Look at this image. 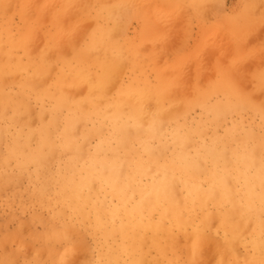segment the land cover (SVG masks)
I'll return each instance as SVG.
<instances>
[{
	"label": "rangeland",
	"instance_id": "obj_1",
	"mask_svg": "<svg viewBox=\"0 0 264 264\" xmlns=\"http://www.w3.org/2000/svg\"><path fill=\"white\" fill-rule=\"evenodd\" d=\"M92 1L4 0L0 10V29H9L13 31L15 35H17L21 31L28 30L29 27L32 31L34 29L33 22L36 21L38 22V24L35 26V31H37V33L39 34L35 33L37 36L34 35V37H36L33 38L37 41L35 40L34 42L32 41V39H30L32 42H34L33 45V43L30 41L31 47H34L31 49H33V51L36 50L35 52H37V50L39 51V48H41L44 44L45 46L47 45L50 49L51 47H53L52 49L56 48L55 50H50V54H54V57L57 53H61L67 57H71L70 54L72 53V51L71 49H69V45L72 46L76 43H79V39L76 38L78 41H76V39H72L73 34H75V37L77 35V33L73 32H78L77 37L79 36L80 38H82L84 36L82 39H80V42L86 43L90 39V32L95 30L96 28L95 23L93 24L94 21L91 22V17L89 18L90 13L91 15L92 13H94V9H92V7H94L95 3H92ZM132 1L131 2L133 5L130 4L131 2L129 3V12L123 9L121 5L122 3L112 2V0L107 3L109 4L107 10L109 12L112 11V14L110 13L112 17L108 20L111 21V23L115 22L114 25H116L114 28L116 29V31L118 30L121 32L122 27L124 29L129 28L132 37L136 29L138 31H142L143 29L144 32L138 34V36L136 37L137 40H134V43L136 44L135 47L137 48L130 50L129 58L127 56L124 57V55L122 54L126 53L125 51L122 52L116 50L115 52H113V50H98L97 56L100 59L106 57L114 60L112 58L113 55L116 57L119 53V55H123V59H127H121L117 62V65L114 68L116 69V71L113 69V72L115 73L112 75L111 78L113 82H110L111 84H109L107 93L110 95L111 98L116 97L119 89L125 88L131 83H133L137 87L136 89H134V93L142 94L143 92L145 93V95L147 93L146 98L149 97V94L151 95V98H148L149 100H145L148 101V103L146 102L147 105L145 103V112H147L146 110L148 109L149 110L147 113L153 111V109L147 107H153L154 105L151 103H157V99L154 100L152 98L154 94L160 95V97H162L160 102L162 103L163 109H170L168 111H171V109L172 111L174 110V114L177 115V119L165 123L166 126L165 131L163 132L162 145L159 142V145L156 144L151 146L154 148V153H151V157L156 158L157 160L147 162L145 159L139 158V160H141L140 163L146 166V171L143 172L141 175L139 174L137 178H134L131 182L129 188L131 198L129 196L130 202H127V206L129 208L138 204L141 198L140 193L137 189L132 190L135 189L134 183L139 184L140 186H148L151 185L154 181H160L162 183H167L169 186L172 187L171 191H174L172 185H174L175 181H168L166 179V175L159 172L156 169L155 165H162L166 159L170 157H176L178 148L176 147V145L173 144L171 138V134L173 132L172 125H174L175 121H181L178 125L183 128H181V134H191L190 141L184 144L182 147L185 149V151L189 153H194L195 149L198 150V148L193 147V145L197 147L204 144L208 145L212 143L210 142V140L213 141L218 137H225L227 130L229 129V127H231L232 124L238 125L239 128L236 130L233 137L227 138V141L217 144L218 147L222 146V148L226 149L225 162L223 164L218 163L221 169L232 168L234 159L232 161V159L229 158L228 152L230 153L236 148L240 149L244 145H246L245 147L247 148H252L255 146V143L258 138L264 137V108L261 113H257L254 110L252 111V109L250 108L243 109L242 113L240 114L234 112H229L227 114L225 113L226 116L223 122L220 123L218 127H212L213 125L209 124V127L203 129V131H198V129H194L193 131L186 130V128L196 127L197 125L203 123L206 120V114L204 113L202 105V102L204 101L202 99L205 95L210 97L209 103L216 104L224 103L228 95L243 94L242 103L253 101L263 104L264 106V0H210L204 2L205 6L203 3H201V0H198L199 2L197 0H178V11L176 13V19H174L175 17L170 18V7L168 6V3L167 5H165L164 3H154L145 0ZM11 2L13 3V6H11ZM45 2L47 4H45ZM9 3H11L10 6ZM22 4L23 6L21 7ZM135 4L137 5V7H134L136 6ZM67 5L71 8V10ZM131 6L133 7V9L130 8ZM26 9H28L27 11L29 12H27V14ZM57 11L61 14L59 13V15ZM156 11H161L162 13L159 12L158 14H155ZM14 13H16L17 16ZM55 13H57L58 15ZM75 13H77L76 18ZM79 13L81 15H79ZM203 13L204 15L209 14V19L207 16L206 19L209 20L210 24L209 33H206L204 35L202 33H197V29L200 27L202 22L201 14ZM28 14H30L31 17ZM62 15H73L74 17L72 16L70 18L68 16V18H70V20L68 19V21L66 19L67 17H63ZM221 16H224L223 18L225 19L223 20ZM49 17L53 20H50ZM55 19H59L57 21V24H60L59 31H61V27H63L64 30L62 31L64 33L65 28H68L65 34L61 32L63 38L61 35H59L60 33L58 34V37L60 36V46L58 47H56L57 45H55L56 43H58V37L56 34H51V32L49 31L43 33V31L46 30V22L52 21L56 23ZM78 19L80 20L78 21ZM65 20L67 24L65 23ZM60 21L63 25L60 23ZM70 21L71 23H69ZM158 21H161L162 23L160 22L161 24H159ZM119 22H121V24ZM74 26L77 28H75ZM93 26H95V28ZM56 29L57 28H55V30ZM85 29H87L88 31ZM71 30L73 31L70 32L73 33L71 35L72 37H70V33L67 35V33ZM169 30H171L172 33L168 35ZM177 30L179 31L180 35L178 34ZM79 31L81 33V36ZM175 31H177L176 35ZM120 32L117 33L118 36L120 35ZM47 33L52 35L54 41H49V39L46 38L45 34ZM166 34L167 37L169 36V38L171 37L170 35L178 37L171 38L176 40L169 39L170 41H167L169 43L173 41L175 44H171H173L172 46L174 47H171V44H168L170 48H167L168 45H162L163 43L161 42H163L164 40L162 39L163 41H161V38H163V36L165 38ZM64 35L67 36L65 39ZM85 35L89 37V39ZM113 36L115 37V34ZM70 38L76 43H72ZM55 40H57L56 43ZM157 40L161 41L159 44L161 46H158V44L155 43L156 46H158L159 48L161 47L160 51L158 47H153V42H156ZM177 42H179V44H177ZM214 43L215 46H218L215 47ZM145 44H149L150 47L147 45L149 47L148 48L147 46H145ZM35 45L38 46L35 47ZM142 46H145L147 49L144 48V51ZM59 47H61V52L60 49H58ZM163 47H165V51H161L164 50ZM67 49H69L70 53L67 52ZM54 51L56 52L54 53ZM63 51L64 53L67 52L69 56L66 53L64 54ZM167 51L170 55H167ZM163 52H165L166 54H164ZM161 54H163L164 58ZM19 55L23 56L22 53H19ZM222 56L224 57L222 58ZM50 58L53 59V56H51ZM158 59L162 60H160V64ZM241 60L243 64L238 63H242ZM230 63L233 66H231ZM53 66L55 67L53 68ZM53 66H51L50 68L51 72L56 71V73H58L60 66L56 64H53ZM120 67L125 71H123ZM242 68H245V70H243ZM118 69L120 70L118 71ZM164 70H167V73H165ZM67 72L68 71L66 70V73ZM121 73L123 75H121ZM118 75L119 77L115 79ZM240 78L242 80H240ZM45 80L47 81L49 79ZM114 80H118L117 83ZM39 82L35 83L38 89L46 87L50 84H48L47 82ZM77 84H75L73 88L70 87L69 89L71 90H69V92L73 97L80 98L86 94L87 90L85 89L86 86L83 83H80L78 85ZM112 84L118 85L114 86V88L117 87V89H114L112 87ZM204 84L205 86H203ZM231 84L234 85L232 86ZM80 85H84L81 87L82 90L80 89ZM173 85L175 86V88L173 87ZM179 87H181V90L179 89ZM7 91L9 94H14L17 92V88L16 86H14V84H10L7 87ZM159 91H161V93H159ZM150 99L152 102H150ZM225 103L222 105H225ZM53 104V101L49 100L44 103V106H42L40 103L38 104L35 99H33L29 106V110H25V108L23 109L0 107V203L2 202L6 194L11 195L10 193L12 191L15 192V196L13 198L14 201H12L11 205L0 206V215L7 218L6 224L0 225V239L3 240L0 245V263L52 264L53 262L54 264H107L108 259L105 255L112 256L111 254H115L117 260H119L118 264H128L133 260H142L143 264H161L160 260H162L166 264L169 258L159 257V253L155 246L156 243L150 235L145 238V241H143L141 249L139 251H136L135 253L128 256L127 253L123 254L121 251L118 252L121 245L123 244V238L119 232H117L116 234L111 233L105 235L104 233L102 234V231L93 229L94 224H92V222L93 213L95 212V209L92 211L89 207H84L85 214L84 217H81L82 219H84V221H79L80 216L75 214L71 209L62 210L59 205L56 209H51L50 207H48L47 209L33 202L31 198L29 199V193L33 190V187L35 185L34 181L35 176L37 174V170L39 171L38 175H40L39 181L43 182V189L46 194H53L57 190H59V172L64 169L65 162L62 158L59 157L61 152V146L59 147L58 145L60 144V139L63 137H65L66 139H74V146L71 147V150L67 149V152H70V154L77 155L78 160L74 161V163H77L79 169H82V171L84 172L83 169L87 168L98 171L100 172V174L104 173L106 175H113L112 171L118 170L119 174L118 171H116L117 176L115 177V179L116 181L120 179V183L125 180L127 173L128 175H131V173L134 172L136 164L135 161L138 159L136 157V154L138 153V150L141 149V147L137 145V140L134 138L132 139V141L134 142V153L136 154L131 153L132 156H126L125 159L128 161L126 164L123 163L122 159L120 158L114 160L108 159L104 163L92 164L90 162V158L95 155L96 151H94V149H96L97 146H99L100 149V156L104 155L101 159L106 157L111 158V156H113V152L117 154L116 156L123 157L125 152H131L132 150L128 144H121L115 141L111 137V131L109 130V128H107L106 126L97 125V121H76L75 123L69 125L68 122H66V112L68 109L73 108L72 100H68L67 102L62 103V106L59 108L57 114L51 115L47 112L52 109ZM80 104H85L84 106L88 105L85 100H82ZM149 104L153 106H150ZM38 110L42 111L37 113ZM11 116L14 118H12ZM45 116H47V118ZM40 127H44V129L45 127H47V141L49 142V145L47 146H43L41 143H39L40 141H38L37 138H28V130L39 132V130L41 129ZM250 127L254 128L253 134H251V130H249ZM76 128L79 131H77ZM4 136H6V139L4 138ZM25 139L29 140L30 143H25L27 142ZM22 141L25 142L19 148V150L21 149V152L19 153L20 155L10 159L7 158V151L11 148L13 143L16 142L20 144V142ZM105 141H107L110 146L109 151L106 150L105 146H101V143H105ZM32 150H35L44 158V161H42V165L39 166L40 162H37V160H29L25 165H21L19 157H27L26 154H28ZM53 158L55 159L52 160ZM132 159H134V161H132ZM21 167L23 168L21 169ZM197 168L198 173L203 175L206 168L207 170L213 168V163L210 160L207 163L205 161L203 163L198 164ZM2 169L9 171V173L13 175L12 178L9 179V181L6 183L1 179ZM163 179L165 181H163ZM100 184L102 183L100 182ZM102 186L104 188L103 191H101V189H94V187H92L87 191V194L91 197L94 202L104 203L106 208L110 209L120 207L118 197L114 194H111L108 190H105L106 188H108L109 183L103 181ZM148 188L149 186L145 189ZM11 189L13 190L11 191ZM184 192H180V190L174 191V194H176V198L179 201L187 195L186 192ZM145 201L146 202L144 203V208L148 209V207H150L153 203V196L148 195ZM121 211H125V209L121 207L119 212ZM195 211V217L202 215L200 210L197 209ZM212 211H215V209H213V205H209V212ZM10 214H13L14 218H11ZM156 216L157 214L155 215V217ZM37 217L39 219H37ZM29 219H33L32 224L28 223ZM197 220L198 219L193 218L192 223L191 221H189L190 224H187V229L190 234L192 233L191 228H193V226L198 223ZM118 221L120 224V220ZM214 223L215 222L212 223L211 227L214 226ZM64 224L65 227H62V225ZM52 226L58 228L56 230H61L62 228H68L69 230V227H73L71 231H69V233L64 237L63 240L51 242L52 249L57 253H60L57 257L53 255H48L43 250L44 243L42 237L54 231L51 229L54 228ZM214 228H217L216 223ZM16 232L18 234V238L10 239V235ZM250 233L251 228L246 227L244 231V237H249ZM158 239L159 243L163 246V248H165L166 246L168 247L171 244V240L168 238V234L166 232H161L158 235ZM195 239L196 238L194 237V235L189 238H185L184 236L180 235L178 239H176L177 258L179 262L185 259V249L187 248V246L195 244ZM209 244H211L212 246V243H207V245L202 248V250L206 249V251L204 250L206 253L205 255L202 250L198 252V255L196 257L198 264L217 263L218 255L213 250V246L211 250ZM243 250V247H241V251ZM166 254L172 256L170 251H166ZM200 254L204 256L201 257ZM223 264H229V259H226Z\"/></svg>",
	"mask_w": 264,
	"mask_h": 264
},
{
	"label": "bare ground",
	"instance_id": "obj_2",
	"mask_svg": "<svg viewBox=\"0 0 264 264\" xmlns=\"http://www.w3.org/2000/svg\"><path fill=\"white\" fill-rule=\"evenodd\" d=\"M5 1H8V0H5ZM3 2L4 0H0V10H1V6ZM132 2L130 4H132ZM204 2L205 1L203 0V2L201 3L204 4ZM11 3H9V6L11 5ZM45 4L47 3L45 2ZM130 4L128 6H130ZM11 6H13V3ZM22 6L23 4L21 5V7ZM134 7H137V5ZM130 8L133 9L132 6ZM27 10L28 9H26V14L28 12ZM159 12L162 13L161 11ZM159 12L156 11L155 14L156 13L158 14ZM108 13L112 14V11ZM76 14L77 13H75V18H76ZM104 14H107V13L105 12ZM79 15L81 14L79 13ZM68 16L69 15L67 16L65 15L63 17H67L66 19L70 20V18L73 15H70L69 16L70 18H68ZM90 16H91V13H90ZM172 17H175L174 19L177 18L176 15L174 16V13H173V16L172 15L170 16V18ZM223 17L221 16V18ZM84 18H87V17H84ZM51 19L52 18H50V20ZM96 19L97 18L95 17V20ZM224 19L225 18H223V20ZM58 20H56V23H58L57 22ZM79 20L80 19H78V21ZM71 21L69 23H71ZM160 22L161 21H158L159 24L162 23ZM65 23L67 24L66 20H65ZM102 23L105 24L104 22ZM119 23L121 24V22ZM93 27L95 28V26ZM33 30L31 31L29 27L28 30L21 31L17 35H15L13 31L9 29H0V107L23 108V109L25 108V110H29V106L33 99H35L38 102V104L40 103L42 106H44V103L46 101L52 100L54 103L53 107L49 112H47L52 115V114H57V112L59 111V108L62 106V103H65L68 100H72L73 108L68 109L66 112V122H68L69 125L75 123L76 121H80V122L97 121L96 122L97 125L106 126L107 128H109V130L111 131V137L115 141L121 144L122 143L128 144L132 150L131 152H125L123 157H118L116 156L117 154L113 152L112 154L113 156L110 155L111 158L106 157V158L101 159L104 155L100 156V151H99L100 149H99V146H97L96 149H94V151H96L95 155H93L90 158V162L92 164L104 163L108 159L114 160L118 158L122 159V162L126 164L128 161L125 159V157L132 156L131 153L136 154L134 153V144H133L134 142L132 141V139L134 138L137 140V145L141 147V149H139L138 153L136 154V157L138 159L135 161L136 164H135L134 172L131 173V175H128L127 173L125 180H123L120 183V179L118 181H116L115 179V177L117 176L116 171L118 170L112 171L113 175L111 174L106 175L104 173L100 174V172L98 171L87 169V168L83 169L84 172L82 171V169H79L77 163L76 162L74 163V161L78 160L77 155L70 154V152H67V149L71 150V147L74 146L73 145L74 139L72 138L66 139L65 137H63L60 139V144L58 145L59 147L61 146V150L59 149L61 151L59 157L62 158L65 162L64 169L59 172V179H58L59 190H57L53 194H46L43 189V182L39 181L40 175H38L39 171L37 170V174L35 176V181H34L35 185L33 187V190L29 193V199L31 198L33 202L47 209L48 207H50L51 209H56L58 205L61 207L62 210L71 209L75 214L80 216L79 221H84V219L81 218V217H84V214H85L84 207H89L92 211L95 209V212L93 213V222H92V224H94L93 229L102 231V234L104 233L105 235H108L111 233L116 234L117 232H119L122 235L123 244L121 245L122 248L120 247L118 252L121 251L123 254L127 253L128 256L135 253L136 251H139L141 249L143 241H145V238L150 235L151 238H153L156 243L155 246L159 253V257L169 258L166 264H198V261L196 259L198 252H200L202 248L207 245V243H212L213 250L218 255V261L216 264H223V262L226 259H229V264H264V137L258 138L255 143V146L252 148H247L245 147L246 145H244L240 149L236 148L232 150L230 153L228 152L229 158L232 159V161L234 159L232 168L231 169H224V168L221 169L219 167V164L220 163L223 164L226 160V156H225L226 149L222 148V146L218 147L217 144L227 141V138L233 137L236 130L239 128L238 125L232 124L231 127H229V129L227 130L225 137H218L214 139L213 141L210 140V142L212 143L208 145L204 144L199 147L193 145V147L198 148V150L195 149L194 153H189L185 151V149L182 147L184 144L190 141L191 134L190 133L181 134L180 132H181L182 127L178 126L181 121L180 120L175 121L174 125H172L173 132L171 134L172 136L171 138H172L173 144L176 145V147L178 148L176 157L174 158L170 157L166 159L162 165L156 164L155 166L159 172L166 175V179L168 181H171V182L175 181L174 185L171 184L173 186L174 191L175 190L177 191L180 190V192L185 191L187 195L183 197L182 200L179 201L176 198V194H174V191H171L172 187L169 186L167 183H162L160 181H154L151 185H148L149 186L148 189H145L148 186H140L139 184L134 183L135 189H132V190L137 189L140 193L141 198L138 204L129 208L127 206V202L129 203L130 198H131L130 190H129L131 182L134 178H137L139 174L141 175L143 172L146 171V166L140 163L141 160H139V158L145 159L147 162H150L152 160H157L156 158L151 157V153L152 152L154 153L153 151L154 148L151 146L156 145V144L159 145V142L162 145L163 132L165 131V126H166L165 123L168 121L176 120L177 115L174 114V110L172 111V109L171 111H168L170 109L164 110L162 107V103L160 102L162 97H160V95H155V94L152 96V98L154 100L157 99V103L155 104L151 103L154 106L149 104L150 106H153V107H147V108L153 109V111L147 113L149 110L148 109L146 110L147 112H145L146 105L148 103V101H145V100H147L148 98H151V95L149 94V97L147 96L148 98H146L147 93L146 95L143 92L142 94L134 93L133 91L137 87L133 83H131L125 88L120 87L121 89L118 90L116 97L111 98L110 95L107 93V89L109 88V84H111L110 82L112 81L111 80L112 75L115 73L113 72V69L116 67L117 62L109 58H105V59L98 58L97 46L94 42L95 39H94V36H92V34L91 36L93 38L90 43L82 45V46H79L78 44H76V46L78 45V47H76L75 44L73 46L69 45L68 43L70 42L71 38L69 39V42L67 44L69 45V49H71L72 51V53L70 54L71 57H67L61 53H57L56 56L54 57V54L51 55L50 52L52 50H55L56 48L52 49L53 47H51L50 49L47 45L45 46L43 43H41L43 44L42 45L43 48L41 47L42 49L38 47L39 51L37 50V52H35L36 50L33 51V49H31L34 47H31L30 44L32 41L35 42L36 39L34 40L33 38L37 36L35 34L37 33V31H33ZM36 30H37V27H36ZM62 30H64L63 27H61V32L63 33ZM66 30H68V28H65V32H67ZM72 30L69 31L67 35L70 32H73ZM177 31H175V35ZM65 32L63 34H65ZM102 32L104 33V30H102ZM62 33H60L59 35L62 36ZM73 33H77L78 35V32L74 31ZM73 33L69 34L70 37H72L71 35ZM171 33L172 31L169 30L168 35ZM58 34H56L57 37H58ZM178 34H179V31H178ZM34 35L36 36L34 37ZM45 35H46V38L49 39V41H54V38L52 37L51 34L47 33ZM77 35L75 37V34H73L72 39H76V38L79 39V44H80L81 43L80 39H82L84 36L80 38L79 36L77 37ZM64 36H65L64 37L65 39L67 36L66 35ZM80 36H81V33H80ZM170 36L171 37L169 38V36L167 37V34H166L165 36L166 41H165L164 36L163 38H161V41L164 40L166 43L164 41L161 42L160 40L153 42L154 44L153 47L161 46L159 45L160 42L163 43L162 44L163 46L165 45L167 46L168 44L174 43L173 41L171 43L167 42L169 39L176 40V39H171L172 37H174V35H170ZM59 38L60 36L58 37V43H56L57 40H55V43H56L55 45H57L56 47L60 46ZM87 38L89 39V37ZM174 38H178V37L175 36ZM30 39H32V41ZM72 39H71L72 43H76ZM77 39L76 41H78ZM34 42H32L33 45H34ZM155 43L158 44V46H156ZM177 44H179V42H177ZM147 45L150 47L149 44H145V46ZM172 45L173 44H171L170 46L174 47ZM37 46L38 45H35V47ZM145 46L144 47L142 46L143 49L146 48ZM168 46L167 48H170V46L169 47ZM214 46H215V43H214ZM160 48H159V51H160ZM58 49H60V52L62 51L61 47H59ZM69 49H67V52H69ZM154 49H157V48H154ZM163 49L164 50H161V51H165V47H163ZM166 50H170V49H166ZM55 52L56 51H54V53ZM67 52L65 53L68 55ZM19 53H22L23 56H20ZM163 53L166 54L165 52ZM50 55L53 56V59L50 58L51 57ZM161 55L164 58L163 54ZM167 55H170L169 52ZM120 56H123V55H120ZM120 56L118 58H120ZM224 56H222V58ZM160 60H159V64L161 63ZM238 63L243 64V62L242 63L238 62ZM53 64L60 66L58 73H56V71L51 72L50 68L51 66H53ZM54 67L55 66H53V68ZM66 70L68 71L67 73H66ZM114 70L116 71V69ZM119 70L120 69H118V71ZM122 70L125 71L124 69ZM167 70H164V72L167 73L166 72ZM243 70H245V68ZM122 73L121 75H123ZM118 77L119 75L115 79H117ZM45 79H49V80L46 81ZM242 79L240 78V80ZM48 81H51V82H48ZM36 82H39V83L47 82L48 84L49 83L50 84L47 85L46 87L38 89L37 86L35 85ZM77 83L78 84L83 83L86 86L85 89L87 90L86 94L80 98L73 97L69 92V90H71L69 88L70 87L73 88L75 84ZM10 84H14V86H16L17 88L16 93L14 94L8 93L7 87ZM84 85H80V89ZM174 85L173 87L175 88L176 85L175 86ZM114 86H118V85H113L112 87L114 88ZM203 86H205V84ZM180 88L181 87H179V89ZM114 89H117V87ZM159 93H161V91H159ZM242 96L243 94L242 95L240 94L239 95H228L227 99H225L226 103L224 102L225 105H222L224 103H216V104L209 103L210 97L205 95L202 99L204 100L202 102V105H203L204 113L206 114V120L203 123H200L199 125H197L196 127H189V128H186V130L193 131L194 129H198V131H201V130L203 131V129L209 127V124L213 125L212 127L214 126L218 127L220 123L223 122L227 113L234 112V113L240 114L245 108H250L252 109V111L254 110L257 113L262 112L264 108L263 104L253 102V101L242 103V98H243ZM82 100H85L88 105L84 106L85 104L84 105L80 104ZM150 102H152L151 99H150ZM23 109H19V110H23ZM40 111L42 110H38L37 113ZM45 117L47 118V116ZM40 128L41 129L39 130V132L28 130L27 131L28 138H33V139L37 138V140L40 141L39 143H41L43 146H47L49 145V142L47 141V137H48L47 132H46L48 131L46 130L47 127H45V129L44 127H40ZM249 130H251V134H253L254 128L250 127ZM5 134H6V131H5ZM4 138L6 139V136H4ZM26 141L27 142L22 141L20 142V144L14 142L11 148L7 151V158L10 159V158L19 156L20 155L19 153L21 152V149L19 150L20 146H22L24 142L30 143L29 140H26ZM101 146H105L106 150L109 151L110 146L107 141H105V143L102 142ZM26 155L27 157H19L21 165H25L27 161L29 160H33V161L37 160V162L38 161L40 162L39 166H41L42 161H44V158L39 153H37L35 150L30 151ZM54 159L55 158H53L52 160ZM209 160L213 163V168L209 170H207L206 168L203 175L199 174L197 171L198 164L203 163L205 161L207 163ZM132 161H134V159H132ZM22 168L23 167H21V169ZM81 168H84V167H81ZM118 174H119V171H118ZM12 176L13 175L9 173V171L5 169L1 170V179L5 183L8 182L9 179L12 178ZM103 181L104 182L106 181L109 183L108 188H106L105 190H108L111 194H114L118 197L120 207H115V208H110V209L106 208L104 203L94 202L91 199V197L87 194V191L91 189L92 187H94V189L95 188L101 189V191H103L104 189L102 186ZM163 181L165 180L163 179ZM100 182L102 184H100ZM12 190L13 189H11V191ZM10 194L11 195H7V194L5 195L2 202L0 203V206L2 205L7 206V205L12 204V201H14L13 198L15 196V192L12 191ZM148 195L153 196V203L151 204L150 207H148V209H145L144 203L146 202L145 200L147 199ZM50 201H52L53 203ZM209 205H213V209H215V211L209 212ZM121 207H123L125 211L119 212ZM197 209L201 211L202 215L195 217L196 216L195 210ZM156 214L157 216L155 217ZM10 217L14 218V215L10 214ZM193 218L198 219L197 220L198 223L194 225L193 228H191L192 233L190 234L187 229V224L189 223V221H191L192 223ZM37 219L39 218L37 217ZM118 220H120L121 222L120 224ZM6 222H7V218L0 215V225H4L6 224ZM32 222H33V219L28 220L29 224H32ZM54 222H57V221H54ZM213 222L216 223V227H217L216 229L214 228L215 223H214V226L211 227ZM62 227H65V224L62 225ZM246 227L251 228V233L249 237H246V236L244 237V231ZM72 228L73 227H69V230L68 228H62L61 230H56L58 228H55V227L51 228L54 231L42 237L43 243H44L43 250L45 251V253L48 255H53L57 257L58 254L60 253H57L56 251L52 249L51 242L63 240L64 237L69 233V231H71ZM161 232H166L168 234V238L171 240L170 246L168 247L166 246L165 248H163V246L159 243L158 235ZM180 235L184 236L185 238H189L194 235L196 239H195V244L191 246H187V248L185 249V255H186L185 259L179 262L177 258V245H176L177 240L176 239H178ZM11 238H18L17 232L12 233V235H10V239ZM2 242L3 240L0 239V245ZM209 246L211 247V250H212L211 244H209ZM210 247H209V252H210ZM241 247H243L244 249L243 251H241ZM204 250L206 251V249ZM204 250H202V252L205 255L206 253ZM166 251H170L172 256H169L168 254H166ZM111 255L112 256L105 255L108 259L107 264H118L119 260H117V257L115 256V254H111ZM204 255H201V257H203ZM160 263L165 264V262L162 260H160ZM52 264L54 263L52 262ZM128 264H143V263H142V260H133L132 262ZM155 264H158V263H155Z\"/></svg>",
	"mask_w": 264,
	"mask_h": 264
},
{
	"label": "crops",
	"instance_id": "obj_3",
	"mask_svg": "<svg viewBox=\"0 0 264 264\" xmlns=\"http://www.w3.org/2000/svg\"><path fill=\"white\" fill-rule=\"evenodd\" d=\"M107 1V2H106ZM106 1H102V0H94V1H92V3H95L94 4V7H92V9H94V13H92V15L90 16V17H92L91 19H92V21H94V23H95V26H96V28H95V30L92 32H90V39H89V41L88 42H86V43H76V44H78L79 46H82V45H85V44H88V43H90L91 42V40H92V36H94V42H95V44H96V46H97V51L98 50H112L113 49V52L114 51H116V50H118V51H125L126 53H122L124 56H127L128 58H129V55H130V50L131 49H136L137 47H135L136 46V44L134 43V40L136 39V37L138 36V34H140L141 32L142 33H144L143 32V29H142V31H138L137 29L134 31V33H133V37H131V34H130V29L128 28V29H124L123 27H122V30H121V32L120 31H117L116 32V29L114 28L115 27V25H114V23L115 22H113V23H111L108 19L109 18H111L112 16L110 15V13H108L109 11L107 10V8L109 7V4H107L108 2H110L111 0H106ZM126 0H112V2H118V3H122L121 5H122V7H123V9L125 10V11H129L128 10V8H129V3H130V1H126ZM145 1H151V2H154V3H164L165 5H167V3H168V6L170 7V9H169V11H170V13H172V14H170V16L172 15L173 16V13H174V16L176 15L177 16V2H178V0H145ZM156 1V2H155ZM202 2H203V0H201ZM204 1H210V0H204ZM123 2H125V3H123ZM97 3H98V5H97ZM104 3V4H103ZM127 3V4H126ZM101 4H102V6H101ZM126 4V5H125ZM100 5V6H99ZM108 5V6H107ZM124 5V6H123ZM103 6H104V8H103ZM126 6H128V7H126ZM102 7V8H101ZM107 7V8H106ZM127 8V9H125V8ZM106 9V10H105ZM107 13V14H104L105 12ZM103 12V13H102ZM95 14V15H94ZM101 14V15H100ZM104 15V16H103ZM106 15V16H105ZM206 16H208V19H209V14H207V15H204V13L203 14H201V18H202V22H201V27H199L198 29H197V33H202L203 35L204 34H206V33H209V31H210V24H209V20H207L206 19ZM95 17L97 18L96 20H95ZM108 17V18H107ZM99 19V20H98ZM104 19V20H103ZM106 19V20H105ZM108 20V21H107ZM102 22H104L105 24H103ZM97 23H99V24H97ZM38 24V22L36 23V21L35 22H33V28H35V26ZM57 23H55V22H52V21H47L46 22V30L45 31H43V33H46V32H51V34H58L59 32L61 33V31H59V28H60V24H57ZM97 26H99V27H97ZM107 26V27H106ZM55 28H57L56 30H55ZM100 29V30H99ZM102 30H104V33L102 32ZM112 31V32H110V31ZM33 31H35V29L33 30ZM58 32V33H57ZM120 32V35L118 36L116 33H119ZM125 32V33H124ZM99 33H100V35H99ZM110 33V34H109ZM91 34H92V36H91ZM103 34V35H102ZM106 34V35H105ZM115 34V37L113 36ZM99 35V36H98ZM110 35V36H109ZM129 37H128V36ZM98 36V37H97ZM102 36V37H101ZM108 36H109V41H108ZM97 37V38H96ZM101 37V38H100ZM114 39V40H113ZM118 39V40H117ZM113 40V41H112ZM117 40V41H116ZM104 43V44H103ZM110 43V44H109ZM76 44H75V46H76ZM101 44H103V46L101 45ZM78 45L76 46V47H78ZM116 45V46H115ZM73 46V45H72ZM109 46H111V47H109ZM70 48H71V46H70ZM114 48H116V49H114ZM128 52V53H127ZM126 54V55H125ZM120 55L118 54L116 57L115 56H113L112 58H114V60L116 61V62H118V61H120V59H122L123 58V56H120V58H118ZM106 58V57H105ZM105 58H103V59H105Z\"/></svg>",
	"mask_w": 264,
	"mask_h": 264
}]
</instances>
